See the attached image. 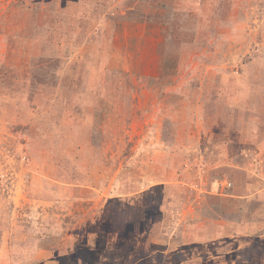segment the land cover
Masks as SVG:
<instances>
[{"label":"rangeland","instance_id":"374dc122","mask_svg":"<svg viewBox=\"0 0 264 264\" xmlns=\"http://www.w3.org/2000/svg\"><path fill=\"white\" fill-rule=\"evenodd\" d=\"M0 264H264V0H0Z\"/></svg>","mask_w":264,"mask_h":264},{"label":"trees","instance_id":"16d2710c","mask_svg":"<svg viewBox=\"0 0 264 264\" xmlns=\"http://www.w3.org/2000/svg\"><path fill=\"white\" fill-rule=\"evenodd\" d=\"M130 11H133V10H131V9H129Z\"/></svg>","mask_w":264,"mask_h":264}]
</instances>
